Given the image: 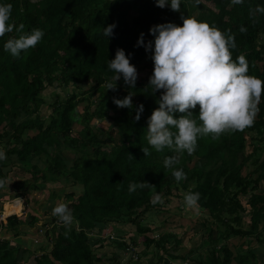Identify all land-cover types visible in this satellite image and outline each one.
<instances>
[{"label": "trees", "instance_id": "1", "mask_svg": "<svg viewBox=\"0 0 264 264\" xmlns=\"http://www.w3.org/2000/svg\"><path fill=\"white\" fill-rule=\"evenodd\" d=\"M4 2L13 4L11 19L17 26L23 23L25 31L40 28L45 35L20 57H13L3 47L17 33L0 37V149L7 154V159L0 161V179L4 184L14 167L31 173L32 178L18 191L20 195L43 190L48 182L67 180L83 186L79 195L74 189L68 195L77 197L72 210L78 227L64 224L65 235L51 240L49 251L39 246L42 252L34 256L36 264H104L106 258L99 256L96 248L107 238L97 235L129 223L136 225L141 236L138 241L133 236L129 241L120 237L121 253L119 257L112 255L109 264L134 259L121 262V255L131 243L141 247L137 253L143 263L151 256L156 258L154 264H264V191H257L264 184V95L254 124L243 131H228L215 139L201 136L192 154L166 148L162 152L152 149L147 156L143 146L151 147L146 136L148 117L158 107L163 91H145L154 65L147 78L136 81L135 88L123 77L115 89L107 87L109 82L115 83L108 62L118 48H124L131 62L142 69L153 60L144 46H137L141 33L147 42L154 39L150 32L153 25L182 24V16L186 15L208 22L226 36L234 35L237 46L231 49L232 58L244 55L249 74L264 79V13L250 14L257 5H264V0H244L236 5L230 0H200L199 4L183 0L181 11L160 7L156 0ZM109 24L116 26L107 38L103 30ZM242 25L246 32L239 30ZM48 87L62 88L56 101L48 102L45 97ZM130 92L135 93L134 107L114 103L113 97L124 98ZM141 103L144 111L136 120V108ZM45 104L52 108L48 116L41 114ZM194 111L193 117L197 118L199 105ZM94 120L111 123L104 128ZM76 125L81 128L75 135ZM248 147L251 151L246 154ZM69 150L75 152L73 158L66 155ZM173 155L178 159L174 167L187 174L179 182L173 169L164 165L165 158ZM240 161L253 166L245 175ZM131 182L147 186L130 192ZM190 191L200 194L197 205L208 210L212 219L204 221L199 247L184 252L186 246L181 245L176 232L167 229L152 236L154 228L144 223L142 216L153 209L163 211L161 205L168 201L164 197L184 198ZM156 193L162 195V203H152ZM243 197L248 198L250 210ZM1 199L4 197L0 196V208ZM39 221L31 212L13 214L6 225L2 226L0 220V232L15 230L16 238L22 225L35 227ZM48 234L51 232L47 238ZM234 238H242L243 242L230 244ZM18 242L9 235L0 236V264H31L29 259L20 261L22 246Z\"/></svg>", "mask_w": 264, "mask_h": 264}, {"label": "clouds", "instance_id": "2", "mask_svg": "<svg viewBox=\"0 0 264 264\" xmlns=\"http://www.w3.org/2000/svg\"><path fill=\"white\" fill-rule=\"evenodd\" d=\"M182 2L156 0L158 6H170L175 11H181ZM195 2L199 4L200 0ZM230 2L236 5L243 4L244 0ZM12 10V3L0 0V37L15 31L17 35L7 39L3 47L13 57H20L23 52L34 48L45 33L40 28L25 31L23 23L17 26L11 19ZM257 12L264 13V5H257L250 14L254 16ZM182 19V24H155L150 29L154 39L145 42V34L141 33L137 41V46H144L151 53L154 62V70L145 91L155 94L163 90L157 100L158 107L148 117L146 136L151 147L143 146L147 156L151 155L152 149L162 152L166 148L176 153L186 151L192 154L201 136L211 135L215 139L228 131H243L254 124L259 102L264 95V79L249 74L247 58L244 55L232 58L231 49L237 46L234 35L226 36L219 28L194 16L186 15ZM115 26H105L103 34L110 38ZM239 30L246 32L247 28L242 25ZM108 67L115 74V83L109 82L108 89H115L121 77L127 85L135 88L138 69L124 48L116 50ZM134 94L130 92L124 98L113 97V101L118 107L132 108ZM198 105V117L194 118L193 112H196L194 110ZM143 111L144 105L141 103L136 108V120L141 118ZM6 159V152L0 149V161ZM176 163L178 159L174 155L164 160L165 168L173 169V175L179 182L187 174L182 168H175ZM2 184L3 180L0 179ZM146 186L144 182H131L128 190L134 192L138 187ZM199 197L198 192L185 193V205L194 207ZM158 202L162 203L163 197L156 193L152 203ZM53 214L67 226L73 223L74 215L67 203L56 204ZM104 235L101 233L97 236Z\"/></svg>", "mask_w": 264, "mask_h": 264}, {"label": "rangeland", "instance_id": "3", "mask_svg": "<svg viewBox=\"0 0 264 264\" xmlns=\"http://www.w3.org/2000/svg\"><path fill=\"white\" fill-rule=\"evenodd\" d=\"M153 65V62H148L145 67H143L142 69H138L139 75L137 81H141L147 78ZM58 91H62V88L48 87L45 90L44 94H46L45 97L48 98V102L56 101V98H58ZM79 109L83 111V105H80ZM51 110L52 108L49 107L48 104H45L41 109V114H44V116H48L49 114H51ZM97 122V120H94V123L98 126L108 128L111 120H101L98 123ZM80 128V125L75 126V135L80 130ZM247 136L249 137V133L247 134ZM247 150L248 151L246 154H249L251 151V147H248ZM66 155L69 158H73L76 154L73 150H69L66 152ZM247 164L251 165L250 162H248ZM41 165L43 164L41 163ZM240 166L242 167L243 175L247 174L248 171L253 168L252 165L251 167H248L246 164H242L241 161L239 167ZM31 178L32 174L29 172H24L18 167H14L12 169L9 178L4 184L0 185V196L4 197L5 200L9 198V200H7L3 205L4 212L2 215L3 217L10 216L11 214H20L21 216H24L25 214L27 215V213L31 212V214L38 216L40 218V221L35 227H31L25 224L22 225V227L19 228L18 235L16 234V238L15 230H3L0 232V236H4L7 238V236L9 235L10 238L12 237V239H16L17 242L19 241L18 244H21L20 246H22V251L19 256H21V254L23 256H21L20 261L25 262V260L29 259L28 261H30L31 264H36V259L33 258L37 253L42 252L39 246H41L42 243L45 242L47 247L43 246V248H47V250L49 251L51 250L53 244L51 240L59 239V237L65 235V230L62 229V226H65L64 222L61 221L59 217L53 214L54 206L58 203H67L69 208L72 210V204L76 202L77 197L71 198L68 195L73 189L76 192L75 194L79 195L83 192V186L80 184L73 185L72 181L67 180H63L61 182H48L46 184V188L43 190L27 191L24 194L20 195L18 191L24 189L23 182L30 180ZM262 185L263 186H261V188H259L257 191L260 192L262 189L264 191V184ZM52 194H56L57 197L53 198L51 196ZM4 199L1 200L3 201ZM164 200L168 201L161 205L163 206V211L158 212L153 209L148 214L142 216L144 223L150 225L152 229L154 228V232H152L151 235L154 236L166 231L167 229H170L179 235L182 240L181 245L186 246L184 249H182L184 252L189 251L191 248H196L199 243L198 239L201 238L200 234L205 223L204 221L207 220V218H209V220L212 219V217L209 215V211L200 208L197 204L194 207H187L185 205L184 198H179L178 196H170L167 198L164 197ZM243 202L247 205L248 198L243 197ZM15 204L21 205L20 208L18 207L19 205ZM23 206H25V209ZM247 208L250 210L249 205H247ZM3 217L2 222L5 225L8 217L6 219H4ZM248 219L249 215L245 218L246 225L248 224ZM75 222L76 220L74 219L72 225L77 228L78 223ZM47 223H49V226L47 225ZM48 228L50 229L49 231ZM48 232H51V234H48L49 238H47L46 236ZM124 234H126L125 238L127 239V241H129L132 236L133 238L136 237V240L138 241L141 236L138 234L136 225L133 223L117 226V228L114 229V237L108 236L103 245L96 248V252H98V255L106 258V263L104 264H109L108 260L112 255H118L119 257L121 248L118 245V242L120 240L118 235L120 237H123L125 236ZM242 242V238H234L229 241L230 244L234 243L237 245L241 244ZM244 243L247 244L246 241ZM140 248L141 247L135 246L133 245V243H131V248H129V250H127L125 253L123 252L124 256L121 255V262L123 263L124 261L134 258L130 262H133V264L137 263L139 260L135 259H137L139 256L137 252L138 250H140ZM205 248L201 250L204 251ZM197 253L199 254L200 252L198 251ZM150 258L151 256H148L145 259V262H147L146 264H154V262L156 261V258ZM145 262L143 263L142 261L140 264H145ZM174 264L183 263H180V261H175Z\"/></svg>", "mask_w": 264, "mask_h": 264}, {"label": "crops", "instance_id": "4", "mask_svg": "<svg viewBox=\"0 0 264 264\" xmlns=\"http://www.w3.org/2000/svg\"><path fill=\"white\" fill-rule=\"evenodd\" d=\"M7 200H9V198H7ZM7 200H3V201H1L2 203H1V208H0V220H1V222H2V217H3V212H4V209H3V205H4V203L7 201ZM24 207V209H25V206H23ZM12 215V214H11ZM8 218H9V216H8ZM8 218H7V221L5 222V225L7 224V222H8ZM2 226H3V222H2ZM1 229H2V227H1ZM114 232V231H113ZM125 236L124 237H126V234H124ZM126 239V238H125ZM252 245H255L254 243L252 244ZM41 246H45V247H47L46 246V243L45 242H43L42 243V245Z\"/></svg>", "mask_w": 264, "mask_h": 264}, {"label": "built area", "instance_id": "5", "mask_svg": "<svg viewBox=\"0 0 264 264\" xmlns=\"http://www.w3.org/2000/svg\"><path fill=\"white\" fill-rule=\"evenodd\" d=\"M114 235V233L112 232V231H110V230H107L106 232H105V237H110V236H112V237H114L113 236ZM125 264H128V263H125ZM185 264H189V262L187 261V262H185Z\"/></svg>", "mask_w": 264, "mask_h": 264}, {"label": "bare ground", "instance_id": "6", "mask_svg": "<svg viewBox=\"0 0 264 264\" xmlns=\"http://www.w3.org/2000/svg\"><path fill=\"white\" fill-rule=\"evenodd\" d=\"M16 205H19V204H16ZM20 206H21V205H19L18 207L20 208ZM138 255H139L138 258L135 259V260H139V262L141 263L142 261H140V258H139V257H140V254L138 253ZM124 262H126V261H124ZM124 262H123V263H124ZM127 263H128V264H133V262H127ZM135 264H136V263H135Z\"/></svg>", "mask_w": 264, "mask_h": 264}]
</instances>
